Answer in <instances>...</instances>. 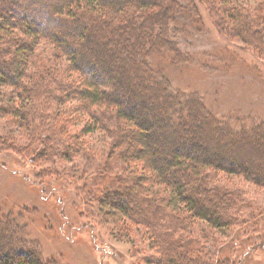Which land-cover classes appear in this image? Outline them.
<instances>
[{
  "label": "trees",
  "instance_id": "trees-1",
  "mask_svg": "<svg viewBox=\"0 0 264 264\" xmlns=\"http://www.w3.org/2000/svg\"><path fill=\"white\" fill-rule=\"evenodd\" d=\"M212 30L228 42L242 43L250 56L263 59L264 0H0V86L20 90L22 102L8 109L25 133L23 144L11 139L4 142L32 153L39 163L52 164L55 159L77 154L81 135L73 136L78 143L70 155L65 142L71 139L67 132L70 120L63 108L75 101L81 115L106 129L114 146L122 144L123 166L105 168L107 162L102 166L105 169L100 167L94 173L77 172L73 181L69 171L55 172L53 167L44 168L41 175L48 177V185L55 184L59 173L64 185L68 182L71 188L82 190L75 199L83 193L85 201L96 199L107 207L117 222L129 220L130 227L123 222L115 232L118 238L130 235L135 224L142 226L151 251L143 259L147 264H236L217 247L218 239L209 230H226L234 220L228 214L233 197L215 183L216 175H234L264 187V166L252 170L230 151H244L246 137L264 143V107L258 105L264 97V72L257 62L243 57L251 68L250 77L258 75L262 80L258 88H246L247 107L235 104L216 114L204 99L197 107V96L190 97L170 84L167 71L189 54V43L198 45L199 38ZM40 41L50 44L51 55L45 53L36 61ZM230 54L234 59L242 57L237 51ZM247 75L243 72L246 82ZM150 103L161 109L162 115H146ZM181 106L197 125L195 115L222 125L225 137L232 133L235 139H228L229 150L184 130V118L174 120L170 112L180 111ZM202 124L199 128L205 139L210 135ZM85 131L92 132L91 126L82 133ZM40 134L41 146L34 149L32 141ZM247 145L251 157L264 164L263 150ZM154 184L164 187L163 197L150 190ZM60 202L59 228L52 210L42 207L40 211L35 204L24 206L17 216L0 218V264L60 263L62 247L70 245L68 234L83 228L79 220L82 211L77 208L73 214L67 213L66 202L62 198ZM24 211L41 213L47 233L60 245L59 256H45L37 241L23 236L27 226ZM195 220L208 225L199 231L200 237L188 232Z\"/></svg>",
  "mask_w": 264,
  "mask_h": 264
},
{
  "label": "rangeland",
  "instance_id": "rangeland-1",
  "mask_svg": "<svg viewBox=\"0 0 264 264\" xmlns=\"http://www.w3.org/2000/svg\"><path fill=\"white\" fill-rule=\"evenodd\" d=\"M207 34V36L199 38L198 45H195V42L189 43L190 49L184 44L182 45L189 50L190 56L188 54L182 59L181 64L173 66L171 67L173 70L167 71L171 76V87L173 86L172 88L175 90L185 91L190 97L197 96L195 98L197 107L200 101L204 99L207 108L216 114L217 110L226 107H229L230 110L232 109L230 107L235 106V104L247 107L250 101L246 88L249 89L251 86L258 88V82L262 80L258 75L252 74L255 77H250L251 68L245 65L243 57L249 56V58L257 62L263 72L264 58L260 60L250 56V52L244 48L242 43L228 42L220 36L217 30H212V32ZM198 48H203V51L196 52L195 50ZM36 49V61L41 60V55L45 56V53H47L48 57L51 55L48 53L51 46L45 41L42 43L40 41ZM210 50L218 51L215 53ZM233 51H237L242 57L238 55L234 59L230 54ZM243 72L245 75L249 72V75H247L249 80L247 82L243 78ZM217 90L218 92H216ZM261 93L264 96V87L261 89ZM18 97H21L20 90L8 86H0V218H12V216H17L24 206L27 205L26 207L30 208L35 204L40 208V211L42 207L52 210L55 225L58 227L62 225L59 216L62 212L63 204L61 205L60 202V198H62L66 202L64 208L67 213L71 212L73 214L77 208L82 211L79 220L82 222L81 226L83 228H76L74 234L72 232L68 234V236H71L70 245L73 244L72 246L77 248V252L74 251L69 243H66L65 245L69 247H62L61 255L63 251V257L59 258V264H147L143 259L151 251L147 246L148 243L145 239L146 236L143 234L142 226L135 224L130 235L123 239L118 238L115 236V232L123 225V222L130 227L131 223L129 220L121 218L122 223L117 222L113 213L107 207L100 205V202L96 199L88 198L85 201L86 197L83 193H80L82 195L81 198L75 199L82 190L77 191L76 188H71L68 182H65L67 185H64L63 181L65 179L59 173L55 174L58 179L55 184L48 183L50 186L47 185L48 177H45L44 174H42L44 176L41 175V171L44 168L53 167L55 172L64 173L69 171V177L73 181V176L77 172L89 171V173H94L107 162L105 168L113 164L114 168L119 169L123 166L125 160L123 158L126 157L123 153H119L124 149L122 144L117 143V146H114V139L111 138L106 129L99 126L98 123L94 124L87 116L81 115L83 112L77 111L75 101L70 102V105L65 103L64 112L70 120L68 121L67 132L71 137L69 141L65 142L68 144L71 155L72 149L78 143V139L73 136L80 132V151L77 154H72L71 157L55 159L52 164L43 160V162L39 163L35 161V156L32 153H23L10 148V144L4 142L6 139H11L19 144L25 143V133L18 129L16 126L17 118L15 119L8 109L10 106L14 107L22 102L23 99ZM164 99L162 98V101ZM171 101L172 104H176L177 99L172 97ZM261 103L262 107H264V97L258 105ZM158 109V107L150 103L145 109L146 115H162L161 111H159L161 109ZM168 110H170V107ZM170 112L175 118L174 120L184 118L183 121L186 122V124H182V126H185L184 130H187L188 133L189 131L192 132L199 140H204L213 146L229 150L228 139L230 141L235 139L232 133H228L227 137L221 134L222 125L219 124L218 126L209 119L203 121L195 115L197 122L199 124L203 123L202 127L211 136V138L210 136H205L206 138L203 139V129L201 132L199 124L197 125L193 121L184 106H181L180 111L171 109ZM168 120L173 121L171 117ZM72 121L75 124L74 127L72 126ZM86 126H91L92 132L85 131V133H82ZM155 129L157 134L161 133V129L157 127ZM155 129L153 127L154 131ZM245 139L246 143L243 144L244 151L235 149L230 151L232 154L234 153L235 157L237 156L247 165H251L252 170L259 171L264 164L260 163V160L251 157L253 153L247 144H251L252 148L262 149L264 156V143L255 142L252 138L246 137ZM40 142L41 134L33 139L31 147L38 149L41 146L39 145ZM35 158L37 159V157ZM131 158L132 160L134 159L133 156ZM135 164L136 162L132 163L134 168L137 167V164ZM216 176L215 183L233 197L232 204L228 207V214L234 218L233 222L235 223L232 222L225 228L226 230L209 228L211 236L218 239L217 247L220 249L222 247L224 254L229 255L232 260L236 261V264H240V262L243 264H264V187H257L234 175L217 173ZM150 190L157 193L159 197L165 195L164 187L161 185L156 186L154 184L150 186ZM46 204H48V207H45ZM41 216L40 212L28 214V211H24L23 218L27 221V226L23 236L37 241L45 256L48 257L53 254L59 256L57 248L60 245L55 244L53 236L47 233ZM207 226L205 222L195 220L192 226L189 227L188 232L200 237L199 231ZM62 227L67 228L64 225ZM196 241L194 242L195 244ZM64 248L66 250H63Z\"/></svg>",
  "mask_w": 264,
  "mask_h": 264
}]
</instances>
